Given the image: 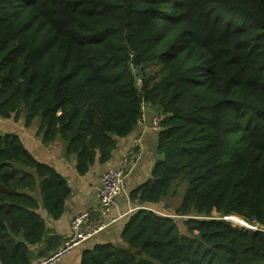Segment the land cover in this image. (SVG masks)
<instances>
[{
	"label": "trees",
	"instance_id": "1",
	"mask_svg": "<svg viewBox=\"0 0 264 264\" xmlns=\"http://www.w3.org/2000/svg\"><path fill=\"white\" fill-rule=\"evenodd\" d=\"M154 63L161 76L139 83ZM143 101L167 115L162 157L131 199L150 207L182 189L174 213L189 235L142 207L121 243L80 264H264V0H0V118L38 119L43 142L62 139L85 174L134 130ZM70 194L0 132V264H31L32 245L59 241L39 209L60 218Z\"/></svg>",
	"mask_w": 264,
	"mask_h": 264
},
{
	"label": "crops",
	"instance_id": "2",
	"mask_svg": "<svg viewBox=\"0 0 264 264\" xmlns=\"http://www.w3.org/2000/svg\"><path fill=\"white\" fill-rule=\"evenodd\" d=\"M156 112L157 110L153 106L147 104L145 120H140L128 135L118 138L117 147L110 160L106 163H100L97 159L85 174L77 172L75 167L76 156L66 153V145L62 139L58 138L51 143L43 142L37 134L38 119L26 126L24 116L16 118L13 114L11 118H0L1 133H17L32 154L40 161L54 166L67 178L71 187V194L65 202V211L60 218H52L46 209L40 207L39 213L45 219L50 234L58 235L60 240L47 245L45 242L32 245L31 264H36L45 254H49L54 248L61 245L70 233L72 218L85 210L90 211L91 224L104 223L105 227L90 239L82 242L56 264H80L84 250L90 249L98 243L111 242L117 244L122 242L123 227L129 216L136 211L133 208L131 191L152 176L154 164L162 157L157 152L158 131L151 127V118ZM121 163H127L130 168L125 191L120 194L116 208L102 210L97 196L100 177L108 166ZM170 198L171 196L157 203H152L150 207L147 205V208H152L161 214L171 215L179 204L173 205ZM41 252L43 253L42 256L40 255Z\"/></svg>",
	"mask_w": 264,
	"mask_h": 264
},
{
	"label": "built area",
	"instance_id": "3",
	"mask_svg": "<svg viewBox=\"0 0 264 264\" xmlns=\"http://www.w3.org/2000/svg\"><path fill=\"white\" fill-rule=\"evenodd\" d=\"M147 104L145 101L142 102V114L140 118L142 121L146 118ZM166 116V113L162 111L156 112L151 118V127L156 131H160L163 128V121ZM129 171L130 168L127 163L111 165L104 170L100 177V183L97 186V196L102 210L118 206L119 196L126 188ZM133 204L134 209L147 208L138 199L134 200ZM90 216L91 214L88 210L77 213L71 220L70 233L65 241L36 264L58 263L82 242L90 239L105 227L104 223L91 224ZM250 227L257 228L252 225Z\"/></svg>",
	"mask_w": 264,
	"mask_h": 264
},
{
	"label": "rangeland",
	"instance_id": "4",
	"mask_svg": "<svg viewBox=\"0 0 264 264\" xmlns=\"http://www.w3.org/2000/svg\"><path fill=\"white\" fill-rule=\"evenodd\" d=\"M138 70V69H137ZM143 73H146V75H156V78L160 77L161 74L163 73L162 71V67L160 66V64H157V63H154V64H148L146 66H144L143 68H141L140 70H138V81L139 83L142 81L141 77L143 75ZM182 189L177 193V195L175 196H171L170 198V202L173 203V205H177L181 202V198H182ZM175 218H176V221L178 223V226H179V229L182 233H185V234H188V231H187V228L184 224V218L183 216H179V215H176L173 211L172 213ZM231 218H236L238 216H235V215H232V216H229V220L231 221ZM239 219H241V223L240 222H237V221H232V223L234 224H239V225H245V226H250L251 224H249L248 222H246L245 220H243L242 218L238 217Z\"/></svg>",
	"mask_w": 264,
	"mask_h": 264
},
{
	"label": "water",
	"instance_id": "5",
	"mask_svg": "<svg viewBox=\"0 0 264 264\" xmlns=\"http://www.w3.org/2000/svg\"><path fill=\"white\" fill-rule=\"evenodd\" d=\"M227 219L229 218L228 216L226 217ZM229 220V219H228ZM245 226V225H244ZM247 227H249V228H252V227H250V226H247Z\"/></svg>",
	"mask_w": 264,
	"mask_h": 264
},
{
	"label": "bare ground",
	"instance_id": "6",
	"mask_svg": "<svg viewBox=\"0 0 264 264\" xmlns=\"http://www.w3.org/2000/svg\"><path fill=\"white\" fill-rule=\"evenodd\" d=\"M230 219H231V221H235V220H234L233 218H231V217H230Z\"/></svg>",
	"mask_w": 264,
	"mask_h": 264
}]
</instances>
